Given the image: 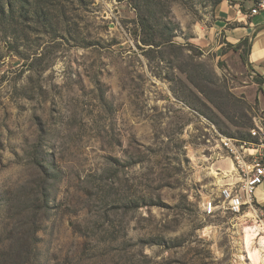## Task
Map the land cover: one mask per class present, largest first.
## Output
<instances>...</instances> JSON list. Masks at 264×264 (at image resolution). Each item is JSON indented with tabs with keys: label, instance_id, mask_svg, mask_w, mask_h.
<instances>
[{
	"label": "rangeland",
	"instance_id": "rangeland-1",
	"mask_svg": "<svg viewBox=\"0 0 264 264\" xmlns=\"http://www.w3.org/2000/svg\"><path fill=\"white\" fill-rule=\"evenodd\" d=\"M162 1L174 46L148 49L122 0H0V264H264L202 212L219 138L264 141L259 84L223 0Z\"/></svg>",
	"mask_w": 264,
	"mask_h": 264
},
{
	"label": "built area",
	"instance_id": "built-area-1",
	"mask_svg": "<svg viewBox=\"0 0 264 264\" xmlns=\"http://www.w3.org/2000/svg\"><path fill=\"white\" fill-rule=\"evenodd\" d=\"M260 11H264V0H257L249 15ZM219 146L228 155L232 171L225 175L228 182L218 189L215 197L203 203V215L214 216L219 211L229 213L245 223H252L248 227L264 239L263 212L256 207L254 198L256 189L264 181V141L249 145L245 141L220 137ZM218 193H225V200H218Z\"/></svg>",
	"mask_w": 264,
	"mask_h": 264
},
{
	"label": "crops",
	"instance_id": "crops-1",
	"mask_svg": "<svg viewBox=\"0 0 264 264\" xmlns=\"http://www.w3.org/2000/svg\"><path fill=\"white\" fill-rule=\"evenodd\" d=\"M251 8L253 6L247 2L221 1L215 8L212 29L223 33L228 44L233 46L244 39L248 40L246 60L254 77L260 80L259 103L261 110L264 111V11L249 15ZM254 195L255 203L263 212L264 219V181Z\"/></svg>",
	"mask_w": 264,
	"mask_h": 264
},
{
	"label": "trees",
	"instance_id": "trees-1",
	"mask_svg": "<svg viewBox=\"0 0 264 264\" xmlns=\"http://www.w3.org/2000/svg\"><path fill=\"white\" fill-rule=\"evenodd\" d=\"M127 2L135 12V38L138 37L139 43L151 48H171L174 46L177 25L172 20L170 3L162 0H122ZM254 6L256 1L250 0ZM220 2L217 1L215 5ZM8 6V5H7ZM5 13L4 9L0 10ZM235 49H242L246 55L248 40L244 39L235 46ZM257 83L260 82L255 78Z\"/></svg>",
	"mask_w": 264,
	"mask_h": 264
},
{
	"label": "bare ground",
	"instance_id": "bare-ground-1",
	"mask_svg": "<svg viewBox=\"0 0 264 264\" xmlns=\"http://www.w3.org/2000/svg\"><path fill=\"white\" fill-rule=\"evenodd\" d=\"M249 145H254V144H249ZM231 171L232 169L230 170V172ZM219 198L220 200H225V193H219ZM242 238H243L244 247L249 251V256L253 258L254 260L263 259L264 261V239L260 238L257 232L256 231L254 232L249 227L243 229ZM257 239H258L259 247L254 248V250L250 251L252 249V245L255 243Z\"/></svg>",
	"mask_w": 264,
	"mask_h": 264
}]
</instances>
